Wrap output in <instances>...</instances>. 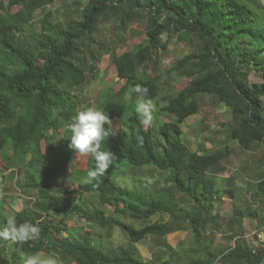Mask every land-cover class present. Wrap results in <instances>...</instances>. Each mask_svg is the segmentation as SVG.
Returning <instances> with one entry per match:
<instances>
[{"label": "trees", "instance_id": "1", "mask_svg": "<svg viewBox=\"0 0 264 264\" xmlns=\"http://www.w3.org/2000/svg\"><path fill=\"white\" fill-rule=\"evenodd\" d=\"M55 1L14 0L19 9L6 24H0L1 159L10 169V181L15 180L19 194L32 197L21 210L11 208L7 218L15 217L18 223H33L41 229L40 238L28 242L0 238V264H16L18 249L27 254L53 251L63 264H214L218 260L224 264H264V241L256 248L246 239L232 247L212 249L213 239L208 236V226L220 228L222 217L227 216L216 211L230 190L219 185L221 180L211 170L220 172L222 161L234 151L228 142L236 141L246 150L264 148V3L86 0L76 2L78 16L62 21L58 32L33 28L37 10ZM46 18L57 20L51 12ZM101 20H114L123 30L132 22L145 20L146 37L122 54L114 48L109 50L118 78L125 81L116 92L123 100L108 98L99 104L109 119L120 118L124 128L116 131L111 124L105 125L114 135L103 142L101 150L112 152L115 159L99 183H88L87 172L94 167L90 154L87 168L73 173L68 170L74 159L69 147L70 125L77 103L83 102L73 91L89 76L98 77L95 33ZM165 33L177 34L183 40L196 38L199 45L178 57L168 69L169 73L191 78L188 85L156 107V112L174 115L175 119L153 124L151 115L146 126L137 113V103L161 98L158 67L149 73L147 66L168 50ZM253 69L259 70L262 82L250 80ZM143 88L148 89L147 97ZM201 94H210L231 113L224 146L206 152L193 149L182 137V124L199 112ZM63 128L65 134L56 139ZM43 140L49 150H55L53 155L44 152ZM16 169L20 172L17 179L12 172ZM67 173L78 188L61 189L62 174ZM127 173L132 178L129 185L119 181ZM8 174L2 170L0 183ZM13 189L12 184L0 186L2 218L4 195ZM232 191L231 225L239 223L246 228L244 221L250 219L257 220L263 229L264 178L254 182L252 202L238 195L236 189ZM75 192L91 193L102 206L113 207L112 214L103 215L94 201L77 199ZM236 200L241 203L237 205ZM52 214L80 215L109 234L118 226L129 242L111 247L104 240L95 244L92 233L79 235L56 217L49 220ZM154 215L163 218L152 220ZM124 216L144 223L137 227ZM6 226L7 221L0 223V230ZM188 226L194 240L184 253H193L185 258L169 243L168 235ZM147 237L158 241L156 256L166 252L169 259L146 260L137 244ZM10 248L13 252H8Z\"/></svg>", "mask_w": 264, "mask_h": 264}, {"label": "rangeland", "instance_id": "2", "mask_svg": "<svg viewBox=\"0 0 264 264\" xmlns=\"http://www.w3.org/2000/svg\"><path fill=\"white\" fill-rule=\"evenodd\" d=\"M14 0H0V24H6L9 21L10 15L19 9L18 5H15ZM86 0H56L54 3L48 5L46 8L38 9L34 21L33 28L36 30L44 29L58 32L59 28L62 26L61 22L66 21V19H70L71 17L78 16L76 12V2ZM264 1V0H263ZM51 12L55 19L50 21L46 18V14ZM62 19V20H61ZM30 30V29H29ZM146 21L138 20L132 22L128 26V30L121 29L114 20H101L99 24V29L95 33L96 44L95 48L98 52V60L96 62V68L98 71V77L92 78L89 76L88 81L78 87L73 91V95L77 97H82L83 102L85 104H90V107L100 108V102L106 101L108 98H116L118 101H121L122 97L116 96V92L120 90L121 86L124 84V80H120L117 76V69L115 64L112 62L110 51L117 50L119 54H122L127 48H134L137 46L143 39L146 37ZM30 34L28 33V36ZM164 39L168 44V50L161 56L159 60L157 57L154 58L153 61L149 62L147 66V70L149 73L154 72L156 67H158V73L161 74L160 79V87H161V98L156 101L147 102L150 104L148 108V116H153V124L162 123L164 120H173L175 119L174 115H162L156 112V107L160 104H163L165 98L176 94L179 90L184 88L189 84L191 78L178 76L175 73H169L168 69L171 67L172 63L181 56H184L198 48V40L194 38V40H183L178 37L177 34L170 35L168 33L164 34ZM118 47V48H117ZM110 50V51H109ZM250 80L252 82H262L263 78L261 77V73L259 70L253 69L250 75ZM133 98V97H131ZM100 101V102H99ZM200 108L199 112L187 119L183 124V133L182 137H184L190 146L199 150L200 152H206V149H215L217 146H224L225 140L228 137V128L230 126L231 113L229 112L226 106H220L215 99L210 94H201L199 95ZM83 102L77 103L76 113L80 110L85 109V105ZM138 104V103H137ZM156 112V113H154ZM155 114V115H154ZM112 127L119 131L124 128L123 121L120 118H110ZM156 122V123H155ZM146 126L148 124H145ZM64 129L59 130V134L55 137L56 139L59 136H63L65 134ZM229 143V142H228ZM232 147L235 149L234 154L232 155L229 163L230 167H234L235 164L240 163L241 160L245 161L247 159L248 163L251 161H256L259 154H253L249 156L242 157V148L237 145H233ZM43 150L44 152L53 155L55 150H49L46 147V142L43 140ZM74 159L69 162L68 170L73 173L75 169L78 168H87L89 163V154L80 155L77 154L73 149ZM264 162V161H263ZM2 170L8 172L4 163L1 159L0 152V174L2 175ZM71 173L62 174V182L61 189H76L78 188V183L73 181L71 178ZM237 171H234L232 174H236ZM238 178V175L235 176V179ZM119 181L126 185L131 184L132 178L129 173L125 176H120ZM219 185L226 186V183L223 181L219 182ZM12 186L14 187L13 191L9 196H6V203L3 207V211L5 213V217H0V223H6L8 220V213L12 210H21L29 199H32L31 196H22L21 194H15V191L18 190L15 188L16 183L13 182ZM13 192L15 195H13ZM77 199L92 200L95 202V206L97 211L103 213V215L108 216L112 214L113 207L111 206H102L99 201L92 195L91 193H74ZM28 195V194H27ZM16 197V198H15ZM252 202V199H251ZM237 205L241 203V201L236 200ZM258 205V202L253 203ZM232 206L231 200L228 196H225L222 201V206L220 205L218 213H225L230 210ZM263 210L264 207H261ZM225 218L222 217L223 225L220 228H213L214 226L209 225V234L210 239H213V243L211 245L212 249H216L218 246L222 245L224 247H232L237 241H245L246 239L250 240L253 247H258L261 245V240L264 241V233L261 231V227L255 221L246 219V228L241 226L239 223H233L231 225V218L228 214ZM55 217L59 219L61 223H67V226L70 228H74L79 235L86 234L87 232L92 233L91 237L95 244H98L101 240L106 241V245L108 246H116L125 244L127 245L129 242L128 235L122 230V228L115 226L111 229V233L109 234L105 228H102L94 223H90L86 218L81 217L80 215H73L70 217L59 216L58 214H52V216H48L49 220L54 221ZM126 222L133 223L134 225L143 224V221L136 220L134 218L124 216L122 217ZM163 218L162 215H154L152 220H161ZM169 217L166 216V219ZM3 226V225H2ZM189 226L187 227L186 237L184 239V243L190 247L191 241L194 240L193 233L189 230ZM245 232H242L244 230ZM64 234H69L70 232H63ZM245 233V234H244ZM236 235L235 238H231L230 235ZM259 234H262L261 237ZM59 238L60 235L56 234ZM173 237V234H171ZM209 240V239H208ZM143 245L149 249L151 253L157 250L158 241L154 240L153 237H147L141 240ZM3 248V247H2ZM1 248V249H2ZM13 248H10L8 252H13ZM39 253L42 257H47L49 255L55 256L59 264L62 263V259L58 253L53 251L41 250ZM18 261L16 264H23L24 259L30 255L25 252H22L21 249H18ZM185 258H188L192 255V252L187 254L183 253ZM156 255V254H153ZM214 264H224L221 260H218Z\"/></svg>", "mask_w": 264, "mask_h": 264}, {"label": "clouds", "instance_id": "3", "mask_svg": "<svg viewBox=\"0 0 264 264\" xmlns=\"http://www.w3.org/2000/svg\"><path fill=\"white\" fill-rule=\"evenodd\" d=\"M136 90L141 91L139 86ZM142 94L147 97L148 89L143 88ZM149 107L150 104L147 101L137 104V113L141 116L144 124L149 123ZM106 124H111L109 115L105 114L102 109L87 107L75 114L70 125L69 147L77 154H90L94 159V167L87 172L86 182L88 183L93 181L99 183L100 178L112 166L115 159L112 152L101 150L103 142L114 135L105 127ZM40 235L41 229L38 225L29 222L18 223L15 217H9L7 226L0 230V238L17 243L36 240L40 238ZM23 264H59V261L53 255L42 257L39 253H32L24 259Z\"/></svg>", "mask_w": 264, "mask_h": 264}, {"label": "crops", "instance_id": "4", "mask_svg": "<svg viewBox=\"0 0 264 264\" xmlns=\"http://www.w3.org/2000/svg\"><path fill=\"white\" fill-rule=\"evenodd\" d=\"M262 3H264L263 0H260ZM231 142L233 143V145H237L240 146L236 141H229V145L232 147ZM241 147V146H240ZM233 148V147H232ZM242 148V147H241ZM234 149V148H233ZM242 157L244 156H251L253 154H259L258 158L256 161H253V163L251 161H249V163L247 162L248 160L245 159V161H242L240 163H237V165H234V167H230V159L232 157V155L234 154V151L232 152V154H230L227 158H225L222 163H221V171L217 172V169L211 170L213 173H215L219 179L221 181H223L224 183H226V188L229 189L230 191L228 192L227 196L228 198H232L230 199L231 202L233 201L234 197V193H233V189H236L238 192V195H241L245 198H249L252 199V192H253V185L254 182H256L258 179L264 178V162L261 160L263 153H264V148H258V149H254V150H246L242 148ZM10 170V169H9ZM234 171H237L236 174H232ZM12 172H14V174L16 175L15 179H17V176L20 174L19 170H13ZM8 177L4 178L2 183H0L1 187H5V186H10V184H12L13 182H15V180H13V182L10 181V171H8ZM238 175V178L235 179V176ZM4 191V189H3ZM15 194H19V192L15 191ZM13 192V195H15ZM10 195V194H9ZM9 195H4V197L9 196ZM16 198V197H15ZM255 203V202H253ZM220 205L222 206V201L219 202L218 206H217V211H219V207ZM230 211V210H229ZM229 211L225 212L223 215L228 214L229 215ZM264 211V209H263ZM257 224V220H254ZM246 224V222H245ZM262 229V228H261ZM264 233V228L261 230ZM187 227L186 229H177L173 232H171L168 235V241L169 243L173 246V248L181 253L186 252L189 249V246H187L184 243V239L186 237V233H187ZM171 234H173V237L171 236ZM260 235V234H259ZM247 241L251 243L250 240L247 239ZM138 248L140 249L143 257L146 260H150L152 258H155L156 260L160 261V260H167L169 259V255L166 252H161L158 253V255H153V254H157V250H155L153 253H151L149 251L148 248L145 247V245L142 244V242H138ZM158 249V248H157ZM193 253V251H190ZM161 254V255H160Z\"/></svg>", "mask_w": 264, "mask_h": 264}, {"label": "built area", "instance_id": "5", "mask_svg": "<svg viewBox=\"0 0 264 264\" xmlns=\"http://www.w3.org/2000/svg\"><path fill=\"white\" fill-rule=\"evenodd\" d=\"M260 236L262 237L263 235H262V234H260Z\"/></svg>", "mask_w": 264, "mask_h": 264}]
</instances>
